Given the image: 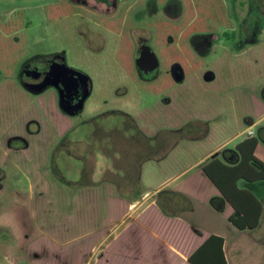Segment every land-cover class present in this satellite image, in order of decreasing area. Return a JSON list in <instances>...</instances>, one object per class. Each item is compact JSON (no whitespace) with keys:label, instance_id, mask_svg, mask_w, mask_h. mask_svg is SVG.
<instances>
[{"label":"rangeland","instance_id":"obj_1","mask_svg":"<svg viewBox=\"0 0 264 264\" xmlns=\"http://www.w3.org/2000/svg\"><path fill=\"white\" fill-rule=\"evenodd\" d=\"M219 1L225 26L204 32L214 0H0V172L7 175L0 264H139L124 259L133 244L117 255L122 241L107 250L99 241L117 209L106 210L101 180H85L92 168L85 147L98 154L107 130L122 125L185 122L201 108L198 92L208 98L204 117L215 123L225 107L218 97H229L231 83L240 95L226 102L247 124L254 106L244 81L264 80V0ZM137 43L150 45L158 59L152 79L137 72ZM251 60L260 62L227 77L229 61ZM47 61L80 75L86 94L74 113L62 110L50 82L28 81L30 68ZM254 129L264 139V121ZM257 153L264 159L262 144ZM143 238L137 252L152 253ZM227 244L239 263L264 264V212L257 229L237 232Z\"/></svg>","mask_w":264,"mask_h":264},{"label":"crops","instance_id":"obj_2","mask_svg":"<svg viewBox=\"0 0 264 264\" xmlns=\"http://www.w3.org/2000/svg\"><path fill=\"white\" fill-rule=\"evenodd\" d=\"M261 44L264 58L263 41ZM252 48L253 44L248 50ZM260 61H247L245 66H242L244 62L229 61L227 77L238 68H250ZM220 80L219 88L224 86ZM244 82L249 85L246 95L254 106L247 124L243 115L237 117L236 113L231 114L237 105L226 102L237 94L234 92L235 83H231L227 84L229 97H218L220 102L224 101L225 107L221 104L223 116L215 123L204 117V104L208 98H204V94L200 97L202 93L198 92L197 102L201 108L197 107L195 114L187 115L185 119L190 117V120L154 129H144L146 127L140 123H130L115 131L107 130L104 134L107 138L99 145L98 154L92 155L90 146L86 145L85 158L91 161L86 164L92 168L90 175V171L85 169L88 172L85 180L88 185L101 180L100 191L102 199L105 197L106 210L117 209L113 220L101 226L106 229L99 240L105 245L104 250L122 241V249L117 246V255L127 250L129 244H133L131 249L134 248L130 255L131 249L127 251L124 259L132 257L139 264H190L187 257L210 234H215L223 238L226 262L241 264L228 251L227 242L229 237L246 230H238L228 221L233 209L226 200L219 198L220 193L205 176L203 166L213 159L228 165L237 163L239 157L235 146L248 137L245 135L248 131L253 132L252 136H257L254 125L264 121V80L249 77ZM183 98L189 99L188 96ZM226 107L227 112L224 111ZM216 116H220V113H216ZM112 132L118 135L113 136ZM261 144L264 146L263 138L257 143L254 153L264 161L257 153ZM100 155L102 166L97 168ZM96 171L97 177L94 176ZM6 176L5 172H0V194H4L3 190L6 189ZM238 185L244 187L242 182ZM258 197L263 214L264 198ZM141 237H144L142 240L148 237L147 240L152 241V253L144 255L137 252L136 244L140 243ZM240 248L243 250V246Z\"/></svg>","mask_w":264,"mask_h":264},{"label":"trees","instance_id":"obj_3","mask_svg":"<svg viewBox=\"0 0 264 264\" xmlns=\"http://www.w3.org/2000/svg\"><path fill=\"white\" fill-rule=\"evenodd\" d=\"M211 5L213 9L209 12L210 18L205 19L209 23L200 31H215L216 25L225 26L222 1L214 0ZM211 19L213 21H210ZM171 29L169 33L177 36L173 28ZM224 34L227 33L224 32ZM261 139V136H248L239 142L235 146L239 160L233 165L213 159L203 166L205 176L219 191V198L226 200L232 207L233 212L228 217V221L238 230H253L260 223L263 206L258 196L264 198V161L259 159L254 151ZM239 182H242L244 187H240ZM223 242L221 236L210 234L187 257L188 262L190 264H228L224 257Z\"/></svg>","mask_w":264,"mask_h":264},{"label":"flooded vegetation","instance_id":"obj_4","mask_svg":"<svg viewBox=\"0 0 264 264\" xmlns=\"http://www.w3.org/2000/svg\"><path fill=\"white\" fill-rule=\"evenodd\" d=\"M151 51H153L152 47L146 43L136 44L135 67L138 74L144 79H152L158 70V67L151 68L148 65L150 63L149 58L152 57L149 55ZM47 62L49 66L44 64V62L34 64L27 72L26 77L28 81L38 86L49 84L50 82L57 90V96L62 110L74 113L73 111H75L86 94L80 75L78 77L79 79L70 78L73 75L61 63L55 67L50 64V61Z\"/></svg>","mask_w":264,"mask_h":264},{"label":"water","instance_id":"obj_5","mask_svg":"<svg viewBox=\"0 0 264 264\" xmlns=\"http://www.w3.org/2000/svg\"><path fill=\"white\" fill-rule=\"evenodd\" d=\"M149 55L152 56V57L149 56V57H151V58H149V59H150V63L148 64L149 67H151V68H156V67H158L159 62H158V59H157L155 53H154L153 51H151V52H149ZM65 68H66V67H65ZM66 70H67V71H70L71 74L73 75V76H71L70 78H73V79H79V78H78V77H79L78 72H76V71H74V70H71V69H68V68H66Z\"/></svg>","mask_w":264,"mask_h":264},{"label":"built area","instance_id":"obj_6","mask_svg":"<svg viewBox=\"0 0 264 264\" xmlns=\"http://www.w3.org/2000/svg\"><path fill=\"white\" fill-rule=\"evenodd\" d=\"M248 134H249V136H252L253 132L252 131H248Z\"/></svg>","mask_w":264,"mask_h":264}]
</instances>
